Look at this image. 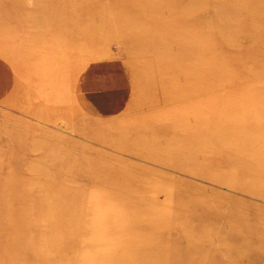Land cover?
I'll return each instance as SVG.
<instances>
[{
    "label": "rangeland",
    "instance_id": "1",
    "mask_svg": "<svg viewBox=\"0 0 264 264\" xmlns=\"http://www.w3.org/2000/svg\"><path fill=\"white\" fill-rule=\"evenodd\" d=\"M0 63V264H264V0H0Z\"/></svg>",
    "mask_w": 264,
    "mask_h": 264
},
{
    "label": "crops",
    "instance_id": "2",
    "mask_svg": "<svg viewBox=\"0 0 264 264\" xmlns=\"http://www.w3.org/2000/svg\"><path fill=\"white\" fill-rule=\"evenodd\" d=\"M1 68H3V66L1 65V63H0V86L2 85V84H4V81H2L1 80V77H2V70H1ZM117 75H119V74H117ZM117 75L115 74L114 76L115 77H117ZM108 77H112V76H108ZM6 84V83H5ZM2 92V90H1V88H0V93ZM119 93V92H118ZM1 95V94H0ZM115 97H117V96H119V94H115L114 95ZM0 98H1V96H0ZM94 106L98 109V110H101V105L100 104H97V103H94Z\"/></svg>",
    "mask_w": 264,
    "mask_h": 264
},
{
    "label": "bare ground",
    "instance_id": "3",
    "mask_svg": "<svg viewBox=\"0 0 264 264\" xmlns=\"http://www.w3.org/2000/svg\"><path fill=\"white\" fill-rule=\"evenodd\" d=\"M186 25V24H185ZM188 25V24H187ZM190 25V24H189ZM253 25H255V24H253Z\"/></svg>",
    "mask_w": 264,
    "mask_h": 264
}]
</instances>
